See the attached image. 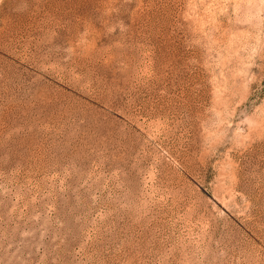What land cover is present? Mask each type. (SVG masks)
Listing matches in <instances>:
<instances>
[{
  "label": "rangeland",
  "instance_id": "obj_1",
  "mask_svg": "<svg viewBox=\"0 0 264 264\" xmlns=\"http://www.w3.org/2000/svg\"><path fill=\"white\" fill-rule=\"evenodd\" d=\"M0 264H264V0H0Z\"/></svg>",
  "mask_w": 264,
  "mask_h": 264
}]
</instances>
